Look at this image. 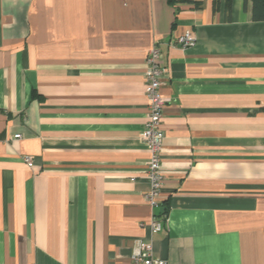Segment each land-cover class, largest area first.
<instances>
[{
	"label": "crops",
	"instance_id": "obj_1",
	"mask_svg": "<svg viewBox=\"0 0 264 264\" xmlns=\"http://www.w3.org/2000/svg\"><path fill=\"white\" fill-rule=\"evenodd\" d=\"M186 31L193 45L178 43ZM155 42L167 104L152 208L140 136ZM154 214L166 218L154 257L168 264H264L252 2L233 0L228 17L225 0H0V264H132Z\"/></svg>",
	"mask_w": 264,
	"mask_h": 264
},
{
	"label": "built area",
	"instance_id": "obj_2",
	"mask_svg": "<svg viewBox=\"0 0 264 264\" xmlns=\"http://www.w3.org/2000/svg\"><path fill=\"white\" fill-rule=\"evenodd\" d=\"M196 41L195 35L191 31H186L178 39V43L183 46L193 45ZM162 49L160 42H155L149 50L146 59L145 80L146 95L148 99V121L141 132V140L150 150L147 176L151 183V189L146 194V200L152 208L161 204V193L164 184V172L162 164V150L164 145V132L161 128V119L167 104V99L162 95L164 69L160 64ZM21 134H15L19 138ZM25 160L29 166H33V160L27 156ZM166 218L153 215L151 221L146 224L149 228V236L136 239L131 255L132 264H168L165 258L154 257L153 236L164 227Z\"/></svg>",
	"mask_w": 264,
	"mask_h": 264
},
{
	"label": "trees",
	"instance_id": "obj_3",
	"mask_svg": "<svg viewBox=\"0 0 264 264\" xmlns=\"http://www.w3.org/2000/svg\"><path fill=\"white\" fill-rule=\"evenodd\" d=\"M248 1V0H246ZM252 2V18L255 21L264 20V0H250ZM169 4L176 6L178 4H191L196 9H202L205 0H168ZM219 0H213V4L218 5ZM233 0H225V9L229 17L232 9ZM167 213V212H164Z\"/></svg>",
	"mask_w": 264,
	"mask_h": 264
}]
</instances>
